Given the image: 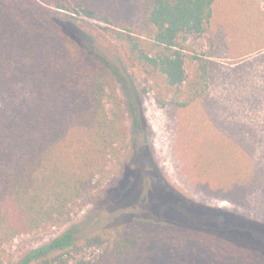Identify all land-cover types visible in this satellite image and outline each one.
Instances as JSON below:
<instances>
[{
  "label": "trees",
  "instance_id": "trees-1",
  "mask_svg": "<svg viewBox=\"0 0 264 264\" xmlns=\"http://www.w3.org/2000/svg\"><path fill=\"white\" fill-rule=\"evenodd\" d=\"M214 1L122 0L135 22L105 28L123 48L119 75L82 25L119 27L116 0L111 12L97 1L0 0V264H264V224L184 198L170 200L168 218L149 212L43 241L122 178L132 151L117 84L136 88L131 69L160 82L172 97L162 106L205 101L209 61L192 56L190 77L184 44L206 32ZM218 140L194 143L193 175L206 193L239 201L255 173L233 141Z\"/></svg>",
  "mask_w": 264,
  "mask_h": 264
},
{
  "label": "rangeland",
  "instance_id": "rangeland-1",
  "mask_svg": "<svg viewBox=\"0 0 264 264\" xmlns=\"http://www.w3.org/2000/svg\"><path fill=\"white\" fill-rule=\"evenodd\" d=\"M74 1L80 0H71ZM83 1H97L100 11L111 12L114 0ZM121 2L116 0L113 16L119 27L92 19L82 23L84 31L95 36L96 51L119 75L124 74L120 61L123 48L105 28L123 30V25L135 22ZM212 9L213 17L203 36L184 44L190 77L196 76L199 63L192 56L209 61L205 101L186 107L162 106L158 101L172 97L160 82L131 69L129 75L137 89L127 77L117 84L128 108L127 153L132 151L122 178L109 193L79 210L61 229L44 230V242L67 228L86 233L149 212L168 218L174 212L170 201L173 198L206 205L221 218L241 217L264 224V0H215ZM218 139L233 141L242 150L245 165L255 173L252 191L239 201L206 193L193 175L194 143L205 141L212 147ZM199 219L214 220L211 216Z\"/></svg>",
  "mask_w": 264,
  "mask_h": 264
}]
</instances>
